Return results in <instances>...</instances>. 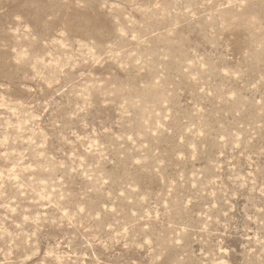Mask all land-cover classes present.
Here are the masks:
<instances>
[{"label": "rangeland", "instance_id": "obj_1", "mask_svg": "<svg viewBox=\"0 0 264 264\" xmlns=\"http://www.w3.org/2000/svg\"><path fill=\"white\" fill-rule=\"evenodd\" d=\"M0 264H264V0H0Z\"/></svg>", "mask_w": 264, "mask_h": 264}]
</instances>
